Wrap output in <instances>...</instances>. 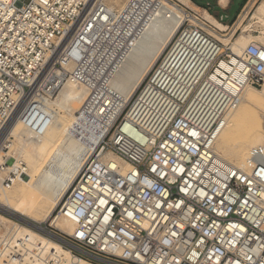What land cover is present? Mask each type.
<instances>
[{
    "label": "built area",
    "instance_id": "1",
    "mask_svg": "<svg viewBox=\"0 0 264 264\" xmlns=\"http://www.w3.org/2000/svg\"><path fill=\"white\" fill-rule=\"evenodd\" d=\"M103 1L0 0V132L17 113L33 138L42 137L60 87L93 78L87 49L124 30L130 13L115 15ZM182 11L187 20L130 112L51 217L16 220L11 231L0 226V264H65L66 256L92 264H264V146L249 150L243 169L214 153L242 92L264 84V47L251 42L236 53L237 30L226 45L208 32L227 35L233 26L221 32L193 10ZM106 152L129 170L104 161ZM6 160L3 190L17 179ZM20 226L42 243L19 237Z\"/></svg>",
    "mask_w": 264,
    "mask_h": 264
},
{
    "label": "bare ground",
    "instance_id": "2",
    "mask_svg": "<svg viewBox=\"0 0 264 264\" xmlns=\"http://www.w3.org/2000/svg\"><path fill=\"white\" fill-rule=\"evenodd\" d=\"M133 1L137 4L136 11L132 7ZM103 2L115 15L125 9L130 13L126 15L128 26L124 30L112 34L108 43L91 44L92 47L87 49L88 61L96 65L93 78L85 77L80 83L68 81L60 87L55 98L49 101L55 114L53 123L42 137L33 138L19 123L17 113L11 116L0 132V162L6 160L1 158L2 147L7 142H17L13 149L15 157H8L5 162L8 171L16 172L17 179L15 186L9 191L3 190L0 183V211L9 215L13 213L29 224H40L51 217L84 170L89 157L96 153L99 144L111 132L115 122L122 116L187 20L183 11L169 0ZM226 2L227 0H220L222 5ZM196 10L199 12L200 9ZM200 11L201 18L206 22L221 32L227 30L211 14L205 10ZM255 18L256 24L264 25L263 7L257 9ZM208 32L221 43L226 42L224 45L229 43L234 34L220 35L209 29ZM240 38L247 43L253 39L250 34ZM237 41L238 39L232 44V48L234 52L240 53L244 48L237 45ZM240 41L239 43H243ZM221 66L228 70L227 63L224 62ZM74 68L73 64L66 66L69 71ZM254 90H244L239 105L226 118L227 125L229 116L236 112L232 126L235 129L243 127V130L233 142L226 140L214 150L215 156L221 162L241 169L245 168L249 150L264 146V132L259 129L258 115L252 111L259 98ZM261 93L264 94V84ZM101 156L104 161L122 165L124 172L129 170V165L117 156L109 152ZM22 161L27 164L28 170L21 168ZM12 192H15L14 195ZM5 222L11 224L10 228H6L11 231L14 221L0 215V226ZM14 233H18L19 237L25 234L33 241L42 243L41 238L27 233L23 226L16 227ZM65 261V264H91L85 260L72 262L67 256Z\"/></svg>",
    "mask_w": 264,
    "mask_h": 264
},
{
    "label": "rangeland",
    "instance_id": "3",
    "mask_svg": "<svg viewBox=\"0 0 264 264\" xmlns=\"http://www.w3.org/2000/svg\"><path fill=\"white\" fill-rule=\"evenodd\" d=\"M28 1L29 0H20V2L21 3H24V4L27 3ZM169 1L170 2L172 1L171 3L177 5V7L180 8V9H182V10H187V8L193 10L198 16H200L201 15L200 13H202L200 10H199V12H197V10H196L197 7H194L190 3H188V0L187 1L186 0H169ZM194 1L200 2L201 4H205L206 1H210V2H213L214 3L216 0H194ZM243 1L244 0H235V2H234V11L239 7V5ZM247 2L248 3L246 5L245 9L243 10V12L241 13V15L239 16V18L236 19V20H234V22H233L234 23L233 29L229 30V33H233V32H235V30H237V32H236V34H235V36L233 38V41L236 42V39H238V41H237L238 44L237 45H242V48H244L247 44L251 43L252 41L254 43L264 45V25L263 24H258V23L256 24V21L257 20L255 18V15L257 13V9L259 7H263V10H264V0H247ZM217 11L218 10H216V12H215L216 15H217ZM242 16H243V18H241ZM233 23L231 25H233ZM219 24H221V23H219ZM222 25L226 26L227 24H222ZM229 27H231V26H229ZM247 34H250L253 37L252 41H248V43H247V41L244 42V40L240 38L242 35H247ZM240 40H242L243 43H239V42H241ZM222 43L225 44L226 42H222ZM140 89L141 88H139V90L137 91V93L134 95L133 99L130 101V103L128 104V106L125 108V110L122 113V115L125 113V111L126 112H129L128 110L131 109V107H132L131 105L133 104V100L135 98H137V95L139 94ZM262 90H263V85H262L261 88L254 90L255 93H256V95L259 98H258V102H256L254 104V106L252 108V111L255 112V114L258 115V119L260 121L259 129H262V131L264 132V94L261 93ZM235 114H236V112H233L229 116V121L227 122L226 127L222 130L221 134H219L218 139H217V141L215 143V146H214V150L216 148H218L220 146V144L223 143V142H225L226 140H229L230 142L231 141L233 142V140L238 137L237 136L238 133L243 130V127H239L238 129H235L232 126V119H233V117H234ZM11 141H13V139H11ZM16 144H17L16 141L9 142V143L7 142L5 144V146L8 149L3 150V147H2V151H1V154L2 155H1V157L3 156V154H4V156H6V158L11 157V156L12 157H15L14 152H13V149L16 146ZM21 168H23L25 170L26 169L28 170L27 164L24 161H22ZM21 173H22V171H21ZM14 193L15 192H12L13 195H14ZM1 215L4 216V217H6V218H8V219H10V220H12V221H16V220H14V219L6 216V215H3V214H1ZM32 224H35V223L32 222ZM2 226H3V230L4 231H8V230H6V228H10L11 224L8 223V222H5V223L2 224Z\"/></svg>",
    "mask_w": 264,
    "mask_h": 264
},
{
    "label": "crops",
    "instance_id": "4",
    "mask_svg": "<svg viewBox=\"0 0 264 264\" xmlns=\"http://www.w3.org/2000/svg\"><path fill=\"white\" fill-rule=\"evenodd\" d=\"M235 0H227L225 5L220 4V0H216L214 3L206 1L205 4L194 0H188L192 6L199 8L200 10H205L208 14L212 16L221 24H227L226 26H234V20L238 19L243 10L247 5V0H244L239 7L234 11ZM216 10L217 15H216ZM219 12V13H218ZM233 23V25H231Z\"/></svg>",
    "mask_w": 264,
    "mask_h": 264
},
{
    "label": "water",
    "instance_id": "5",
    "mask_svg": "<svg viewBox=\"0 0 264 264\" xmlns=\"http://www.w3.org/2000/svg\"><path fill=\"white\" fill-rule=\"evenodd\" d=\"M0 212L3 213L4 215L8 216V217H11V218H13V219L19 221V222L28 223L25 219H23V218H21V217H19V216H17V215H14L13 213H11V214L9 215V214H7V213H5V212H3V211H0Z\"/></svg>",
    "mask_w": 264,
    "mask_h": 264
}]
</instances>
